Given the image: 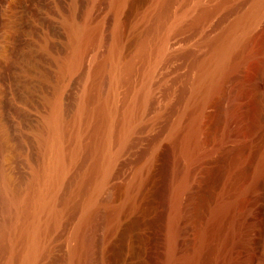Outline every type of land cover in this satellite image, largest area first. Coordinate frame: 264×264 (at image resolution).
<instances>
[{
	"label": "rangeland",
	"instance_id": "obj_1",
	"mask_svg": "<svg viewBox=\"0 0 264 264\" xmlns=\"http://www.w3.org/2000/svg\"><path fill=\"white\" fill-rule=\"evenodd\" d=\"M114 1L0 0V233L3 224L11 218L4 182L22 206L40 184L51 159L49 125L54 104L60 105L64 129L61 146L69 159L76 142L73 134L76 103L85 101L87 107V113L79 118L80 151L76 160L72 159L74 162L70 159L67 163L63 183L54 190L60 197L57 204L65 213L60 226L48 238L52 250L43 256L40 264H165L171 186L187 165L186 158L177 155L169 136L184 109V85L196 77L198 68L188 63L189 57L175 64L167 83L154 89L146 116V123H150L133 130L130 147L118 160L113 177L95 189L98 179L95 163L100 158L98 107L112 95L113 69L108 57L116 46L117 19L126 26L118 48V54L126 58L132 50L131 25L150 0H123L118 11ZM199 2L213 12L207 24L192 28L190 38L184 40L192 57L189 56L195 60L208 50L203 38L222 33L253 0ZM74 25L86 29V39L80 65L70 69L68 62L74 53L70 28ZM263 29L264 11L252 26V32ZM256 55L263 57L264 49ZM244 73L245 67L241 65L216 92L217 101L204 103L199 109L202 111L198 119L199 142L194 158L188 162L194 175L191 179L196 182L191 180L185 203L188 205L189 197L200 190L195 184L201 179V190L208 198L207 206L201 208L200 223L204 226L211 224V210L225 190L229 171L238 161L236 156L253 154L240 171L242 175L238 177L243 178L264 147V122L255 125L258 110L252 94H248L251 93L248 86H245L248 92L237 97L240 102L237 114L227 115L237 92L235 86ZM261 77L256 78L260 91L264 83ZM126 88L125 84L119 86V100L129 99ZM184 116L180 117L182 124L186 122ZM136 179H142L143 184L131 189L135 197L121 213L117 226L109 231L106 215L112 205L128 203V183ZM92 205L94 213L84 220L85 209ZM79 225L80 234L76 235ZM189 230L188 235L192 228ZM21 247L18 245V251ZM76 247V253H72ZM236 250L230 264H245L246 250ZM213 251L214 246H208L198 264H215ZM7 259L8 251L0 250V264H5Z\"/></svg>",
	"mask_w": 264,
	"mask_h": 264
},
{
	"label": "bare ground",
	"instance_id": "obj_2",
	"mask_svg": "<svg viewBox=\"0 0 264 264\" xmlns=\"http://www.w3.org/2000/svg\"><path fill=\"white\" fill-rule=\"evenodd\" d=\"M199 1L150 0L148 7L139 13L138 19L131 25L129 43L132 44V50L126 58L118 54L125 25L122 20L117 19L116 46L108 57L113 69L112 95L108 102H101L98 107L100 158L95 163L98 170L95 189H99L107 179L113 177L118 160L130 147L133 130L150 123V121L146 123V116L153 102L156 87L167 83V78L176 69L175 64L180 59L189 57L188 63L197 65L198 73L184 85V109L182 108L178 120L172 128L170 127V140L177 155L186 158L187 165L185 164L180 176L174 179L172 186L170 184V209L166 220L168 251L165 264H198L208 246H214L215 264H230L233 252L237 248L246 250L244 253H247V257L244 255L246 258L243 261L245 264H264V147L261 155L260 153L258 155L260 158H257V162L243 178L238 177L242 175L240 171L251 160L253 154L250 151L251 154L245 157H240V154L236 156L238 161L234 167L231 165L233 169L227 176L223 188L225 190H222L211 210L209 226L200 223L201 208L208 204V198L201 190L203 189L201 179L198 178L199 181L195 184L201 187L200 190L190 195L188 205L185 203L191 180L196 182L191 179L194 175L192 176L193 170H190L188 162L194 158V149L199 142L198 119L202 112L199 109L204 103L217 99L216 92L241 65H244L245 73L235 86L237 92L227 115L237 114L240 104L237 97L248 92L245 89V86H248L251 92L248 94H252V100L258 110V116H255L258 120L254 123L259 126L262 121L264 122V83L261 84L263 89L260 91L256 81L258 75L262 76L264 81V56L256 55L257 51L264 49V29L252 32V26L262 17L264 0H253L250 7L238 15L218 36L204 37L203 43L208 45V50L202 58L195 60L191 59L189 48L184 46V40L190 38L192 28L205 24L213 12L208 5H200L202 3ZM122 2L123 0L114 1L116 11ZM70 37L74 53L68 67L77 69L81 63L86 29L74 25L70 28ZM101 65L99 63L97 67L98 73ZM122 84L127 85L126 89L129 90L131 99L130 97L118 99L117 91ZM59 106L56 103L52 109L49 125L52 135V156L38 187L26 197L24 204L19 206L14 192L4 182L7 193L5 201L11 210V218L3 224L0 233V250L8 251L5 264H40L43 256L52 250L48 241L49 236L62 223L65 210L57 204L60 197L54 190L63 183L67 163L70 159L77 158L80 151L79 118L87 113V107L85 101L80 100L76 103L73 114V134L76 142L69 159L61 146L64 129ZM182 115L186 116V122L183 124L180 122ZM238 178L241 179L238 181ZM142 182V179H136L128 183L127 204L111 206L106 215L109 231L117 226L121 213L135 197L132 196L131 189L140 187ZM233 184L234 186L230 187ZM248 196L250 199H247ZM94 211V205L86 208L84 220ZM187 226L192 228L190 235ZM79 229L80 225L75 231L76 235L80 234ZM180 244L181 253L178 252ZM18 245L19 248L22 245L19 251ZM76 251L77 247L72 253Z\"/></svg>",
	"mask_w": 264,
	"mask_h": 264
}]
</instances>
